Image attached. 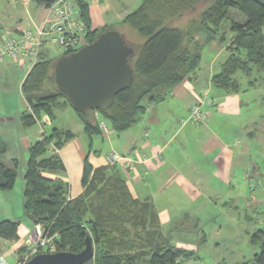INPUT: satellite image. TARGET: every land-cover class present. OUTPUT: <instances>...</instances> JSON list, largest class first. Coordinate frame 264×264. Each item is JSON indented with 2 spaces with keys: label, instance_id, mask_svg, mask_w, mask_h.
<instances>
[{
  "label": "trees",
  "instance_id": "16d2710c",
  "mask_svg": "<svg viewBox=\"0 0 264 264\" xmlns=\"http://www.w3.org/2000/svg\"><path fill=\"white\" fill-rule=\"evenodd\" d=\"M75 1L88 43L94 42L101 33L115 29L112 25L94 28L90 3ZM232 8L245 14L247 20L245 23L231 21L230 30L234 35L227 46L229 55L212 82L225 93H236L242 88L235 77L237 72L242 71L247 76L254 70L264 73V0H142L122 20L145 38L136 60L131 59L134 82L120 91L107 109L81 113L73 108L84 124L85 133L90 137L101 134V120L118 134L125 132L140 121L147 103L165 100L175 86L199 69L204 46L211 40H225L223 23L231 19ZM196 13L198 16L189 19L186 26L174 25ZM200 33L205 36L203 40L196 37ZM69 53L72 52L63 54ZM55 62L44 48L22 83L31 108L22 114L24 127L35 125L44 114L53 119L61 98L72 106L57 87L53 74ZM48 89L50 92L41 95ZM98 115L102 119L99 120ZM74 136L70 129L54 127L29 147L24 213L34 224L43 227L45 237L54 239L56 251L80 252L90 235L95 254L85 264H183L185 259L197 257L195 250L172 243V236L165 233L152 200L139 199L132 194L119 166L94 168L87 157L82 177L84 190L75 198L70 197L69 185L63 178L45 176V171L66 170L62 158L49 153L51 144L61 148ZM7 150L0 136V188L3 190L13 189L18 177V160L14 159L13 167L1 160ZM19 227V220H1L0 237L19 240ZM251 242L260 246V252L242 264H264V228L251 235ZM27 250V245L21 246L20 257Z\"/></svg>",
  "mask_w": 264,
  "mask_h": 264
},
{
  "label": "crops",
  "instance_id": "0c3cea01",
  "mask_svg": "<svg viewBox=\"0 0 264 264\" xmlns=\"http://www.w3.org/2000/svg\"><path fill=\"white\" fill-rule=\"evenodd\" d=\"M87 1L90 3L94 28L112 25L118 31L121 30V22L126 15L142 2ZM47 19V5L36 0H0V44L9 36L21 34L28 28L40 27ZM207 45L215 54L210 62L213 66L220 53L228 52L229 55L227 47L218 40H211ZM49 46L45 47V51L50 53ZM4 59L0 58V69L5 73L13 71L11 64L7 62L6 65ZM202 61L194 75L175 86L165 100L147 103L146 113L140 121L114 137L103 132L90 137L85 133L84 124L73 107L61 98L55 107L53 119L44 114L41 121L33 125L40 128L35 133L36 139L31 140L30 135L26 134L24 138L30 147L54 127L70 129L75 133L61 148H56L54 143L49 147L50 154L55 153L62 158L66 170L58 173L45 171L44 175L63 178L69 185L70 197L75 198L84 190L82 177L87 157L94 168H97L109 166L107 156L111 152L128 153L133 158V165L123 173L130 190L136 198L152 200L159 212L162 226L191 216L196 230L200 227L203 216L200 212L210 202L217 206L222 197L218 195L213 198L212 195L219 194L218 191H222V188H228L223 204L236 203L237 200L239 203H248L246 184L251 189L257 188L255 181L248 176L249 169L255 165L257 172H264V164L260 158L264 152V138H259L255 123V128L252 129L248 124L249 120L230 122L228 116L242 117L241 111L249 103L246 94L257 86V82L250 80L247 88L242 87L236 93H225L212 82L213 76L218 73L213 66L207 74H202ZM15 65L21 69L29 65L28 72L32 67L30 64ZM255 71L257 72L254 70L251 76ZM259 77L262 79L263 76ZM23 95L26 109L21 117L24 112L31 110L26 95ZM195 104L203 110L204 120L199 124L190 121L183 124L182 120L189 118L191 107ZM4 111L6 112L5 109ZM3 116H0V124L16 120L15 116ZM98 118L102 119L99 115ZM240 129L249 138L246 143L240 141V137H233L234 131L237 136ZM0 136L4 139L1 134ZM257 139L262 143L255 142ZM4 141L6 142L5 139ZM105 141L108 142L109 149L103 154L102 146ZM233 191L238 195H234ZM20 228V239L17 241L0 237V264H20L18 250L29 242V236L25 240ZM27 232L26 227L25 234Z\"/></svg>",
  "mask_w": 264,
  "mask_h": 264
},
{
  "label": "rangeland",
  "instance_id": "374dc122",
  "mask_svg": "<svg viewBox=\"0 0 264 264\" xmlns=\"http://www.w3.org/2000/svg\"><path fill=\"white\" fill-rule=\"evenodd\" d=\"M196 16H198L197 13L190 14L184 21L180 20L174 25L184 27L189 19ZM230 16L231 19H227L223 23L222 32H224L225 40L219 41L222 45H225V47L230 44L234 35L230 30L231 21L237 20L240 23H245L247 20L245 14L234 8L230 10ZM120 28L121 34L126 41L137 49V53L133 57V60H136L140 46L145 38L128 24H123L121 22ZM196 37L203 40L205 36L203 33H200L197 34ZM49 48L50 57L56 61L63 55V51L58 46L50 45ZM214 55L210 46L205 45L202 59L203 75L207 74V71L213 66L210 62ZM227 55L228 52L220 53L217 56V62L215 66H213L216 73L221 70V65L227 59ZM4 58V63L7 65V62H9L13 71L5 73L0 69V116L4 114L5 116H15L16 120L11 121L12 123L1 122L2 124H0V134L4 137L8 145V150L1 157V160L8 166L13 167L14 159H17L19 167L14 188L11 190H3L0 188V221L4 219L19 220L21 233L24 235V239L26 240L27 236H29V242L27 243L28 250L24 256L20 257V264H25L38 252H55L56 246L53 238L44 236L43 227L40 224L34 225L31 222L32 220L24 213L25 198L23 192L25 187V173L30 157L29 147L24 138L26 135H30L29 138L35 140V133L40 131L38 126L23 127L20 119L21 113L26 109L21 83L28 72L29 65L23 69L17 68L13 60L8 57ZM260 75L263 76L262 79L259 77ZM235 77L244 88H247L248 81L250 80H256L257 86L248 90L246 94L249 103L244 106L241 111L242 117L244 118L240 115H230L228 116L229 121L237 122L247 119L252 129L255 128V123L257 134L259 138L263 139L264 73L255 71L253 76L249 78L244 72L239 71L235 74ZM48 92H50V89L44 91L41 95H46ZM56 112H58V110H56ZM58 116L60 117V113ZM108 134L110 137L118 135L111 127ZM233 137H240L239 140L245 143L249 140L242 129L238 131L237 136L234 131ZM100 140L104 141L102 139ZM255 142L262 143L260 139H257ZM102 147V153L104 154L109 149L108 142L105 141ZM260 158L261 163L264 164V152L260 155ZM214 181L216 180H213V182ZM254 183L257 184L256 189H251L246 184L247 187L245 190L247 191V197H249L248 203L243 201L239 203L237 200L236 203L223 204L222 201L226 198V191L228 188H222L224 191L219 190V194L212 195L213 198L218 197V195H221L222 198L218 201L217 206L210 202L205 206L202 212H200L203 216L201 214L202 220L199 224L200 227L196 230L195 222H193L191 216L186 220L182 219L177 222H172V225L168 222L163 226L165 233L172 236V243L174 245L196 251L197 257L185 259L183 264H242L247 260H252L255 253L260 252V246L251 242V235L257 230L264 228V193L258 186L257 181ZM233 193L234 195H238L235 191H233ZM26 227L28 232L25 234ZM36 227H39V234L34 232Z\"/></svg>",
  "mask_w": 264,
  "mask_h": 264
},
{
  "label": "water",
  "instance_id": "95a60500",
  "mask_svg": "<svg viewBox=\"0 0 264 264\" xmlns=\"http://www.w3.org/2000/svg\"><path fill=\"white\" fill-rule=\"evenodd\" d=\"M51 4L57 0H36ZM136 53L117 29L101 33L97 39L77 51L63 54L54 64L53 74L58 89L64 93L73 108L85 113L89 109H107L116 95L132 86L134 69L131 59ZM249 178L257 181L264 193V172L255 165L249 169ZM95 254V244L90 235L80 252H39L25 264H85Z\"/></svg>",
  "mask_w": 264,
  "mask_h": 264
},
{
  "label": "built area",
  "instance_id": "2783aa9c",
  "mask_svg": "<svg viewBox=\"0 0 264 264\" xmlns=\"http://www.w3.org/2000/svg\"><path fill=\"white\" fill-rule=\"evenodd\" d=\"M47 8L48 19L40 27L28 28L21 34L9 36L0 44V58L8 57L19 66H33L48 45H56L63 53H68L88 44L86 28L75 0H57ZM204 117L201 107L195 104L191 107L189 118L182 120V123L190 121L199 124ZM100 127L103 133L110 132V126L105 120L100 121ZM107 161L110 166H119L122 171L133 165V158L128 153L111 152ZM34 232L39 234V227Z\"/></svg>",
  "mask_w": 264,
  "mask_h": 264
}]
</instances>
